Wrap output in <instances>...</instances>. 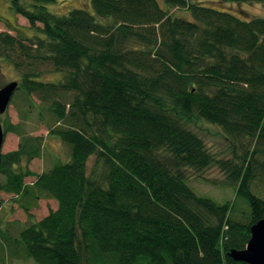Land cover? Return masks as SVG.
<instances>
[{"label":"trees","instance_id":"obj_1","mask_svg":"<svg viewBox=\"0 0 264 264\" xmlns=\"http://www.w3.org/2000/svg\"><path fill=\"white\" fill-rule=\"evenodd\" d=\"M56 1L10 0L35 33L0 31V60L20 77L11 103L21 100L19 122L2 124L19 142L0 153V211L9 194L30 220L16 233L0 222V264H249L229 252L264 218L251 188L264 178V18L199 0H91L58 14ZM35 111L68 152L40 173L29 167L45 148L27 132ZM199 120L221 128L234 157L214 158ZM213 163L233 200L188 184L187 167ZM42 199L57 207L33 220Z\"/></svg>","mask_w":264,"mask_h":264},{"label":"rangeland","instance_id":"obj_2","mask_svg":"<svg viewBox=\"0 0 264 264\" xmlns=\"http://www.w3.org/2000/svg\"><path fill=\"white\" fill-rule=\"evenodd\" d=\"M164 4L163 0H160ZM207 5H215L233 12L242 18L263 17L264 4L261 3H218L214 0H199ZM50 11L62 14L73 8H83L90 10L91 0H57L55 3L48 5ZM174 14L180 17L190 18V14L182 9L172 10ZM0 31H9L12 34H19L24 37L32 36L35 31L29 26L25 18L19 15H14L10 9V0H0ZM60 74L47 73L43 76L44 80H57ZM19 74L15 68L7 61L0 60V87L10 81H18ZM20 103L19 97H16L14 102L10 103L6 113L0 114V124H3L4 119L9 118L13 123L20 120ZM195 131L203 138L209 151L216 159L232 158L233 152L230 140L222 132L221 128L216 125L199 120L193 124ZM27 132L34 135H43L45 138V148L40 157L33 159L29 163V167L36 173H40L50 168L57 160H66L68 152L66 146L56 137L48 135L47 125L41 122L35 111L31 118L27 121ZM19 137L12 133H5L2 152H8L17 147ZM94 157L89 160V167L92 166ZM261 161L264 162V155L261 156ZM186 174L188 184L199 195H205L213 198L218 202L231 201L235 197L236 186L231 184L227 173L220 168L218 163H213L211 166L196 170L187 167ZM33 177L26 178L27 182H31ZM252 190L260 197L264 198V178L257 179L251 185ZM4 197V208L0 211V222L2 226L6 225L11 233H16L21 225L29 224L27 213L18 206L11 198L12 195L2 193ZM237 205L242 209H246V204L242 200H238ZM57 202L53 199H42L39 201L38 207L32 210L34 214L33 220H39L51 209H56ZM9 225V226H8ZM7 264H36L29 258H12L7 259Z\"/></svg>","mask_w":264,"mask_h":264},{"label":"water","instance_id":"obj_3","mask_svg":"<svg viewBox=\"0 0 264 264\" xmlns=\"http://www.w3.org/2000/svg\"><path fill=\"white\" fill-rule=\"evenodd\" d=\"M18 87V81H10L0 87V114H4L11 103L13 95ZM5 139V131L0 124V153ZM251 238L243 249H232L229 252L236 261H243L249 264H264V218L255 222L251 228Z\"/></svg>","mask_w":264,"mask_h":264}]
</instances>
